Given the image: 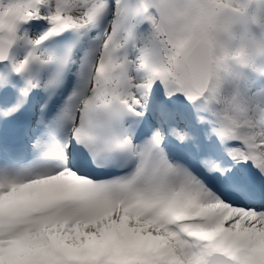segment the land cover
Wrapping results in <instances>:
<instances>
[{"label": "snow or ice", "instance_id": "obj_1", "mask_svg": "<svg viewBox=\"0 0 264 264\" xmlns=\"http://www.w3.org/2000/svg\"><path fill=\"white\" fill-rule=\"evenodd\" d=\"M223 2L0 13V264H264V81L201 42Z\"/></svg>", "mask_w": 264, "mask_h": 264}, {"label": "clouds", "instance_id": "obj_2", "mask_svg": "<svg viewBox=\"0 0 264 264\" xmlns=\"http://www.w3.org/2000/svg\"><path fill=\"white\" fill-rule=\"evenodd\" d=\"M254 2L251 0L253 5ZM13 3L15 0H0V13L6 14ZM249 3L250 0H224L206 22L201 42L226 71L260 83L264 81V11L246 7Z\"/></svg>", "mask_w": 264, "mask_h": 264}]
</instances>
